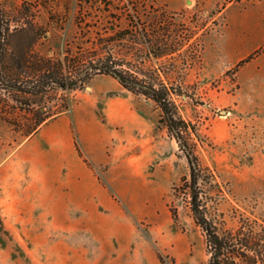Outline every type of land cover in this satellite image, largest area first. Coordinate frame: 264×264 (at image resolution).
<instances>
[{"label":"rangeland","instance_id":"374dc122","mask_svg":"<svg viewBox=\"0 0 264 264\" xmlns=\"http://www.w3.org/2000/svg\"><path fill=\"white\" fill-rule=\"evenodd\" d=\"M117 1L108 11L85 0H0V7L12 19L33 15L47 29L35 49L63 56L75 44L79 13L112 12L124 26L133 9ZM139 1L143 18L150 4L178 13L202 46L200 59L173 79H184L186 94L176 103L195 130V152L221 181L218 211L230 226L241 211L264 214V0ZM160 116L151 99L99 74L31 137L0 120V264H25L24 241L17 262L9 257L12 237L57 212L82 252L103 218L111 229L120 217L143 237L146 264H205L204 234L173 190L189 176V162Z\"/></svg>","mask_w":264,"mask_h":264},{"label":"trees","instance_id":"16d2710c","mask_svg":"<svg viewBox=\"0 0 264 264\" xmlns=\"http://www.w3.org/2000/svg\"><path fill=\"white\" fill-rule=\"evenodd\" d=\"M85 2L105 11L119 5L115 0ZM139 3L124 2V11L133 9L124 13V26H120L121 17L112 12L104 17L76 15L75 44L68 45L63 56L35 49L47 29L33 15L21 11L12 19L0 7V120L31 137L68 107L72 91L96 75L111 76L127 90L156 104L160 121L183 150L190 173L182 176L173 190L176 197L187 199L204 234L205 264H264V214L241 211L235 225L226 223L217 208L223 192L221 181L214 169L200 162L192 136L195 130L178 111L176 97L186 92L184 79L175 80L173 74L183 76L190 60L201 56L202 46L192 40L194 29L178 13L153 4L143 18ZM171 212L175 218L177 208L173 205Z\"/></svg>","mask_w":264,"mask_h":264},{"label":"crops","instance_id":"0c3cea01","mask_svg":"<svg viewBox=\"0 0 264 264\" xmlns=\"http://www.w3.org/2000/svg\"><path fill=\"white\" fill-rule=\"evenodd\" d=\"M186 1L174 6L181 7ZM103 219L100 225L104 227L93 233L86 253L81 250L79 236L65 231L66 224L70 223L62 212H57L56 216L42 217L30 231L15 234L8 250L9 257L17 262V242L24 241L25 252H30L25 255V264H146L141 234L129 231L126 220L123 227V218H113L115 224L111 229L105 227L108 220Z\"/></svg>","mask_w":264,"mask_h":264},{"label":"water","instance_id":"95a60500","mask_svg":"<svg viewBox=\"0 0 264 264\" xmlns=\"http://www.w3.org/2000/svg\"><path fill=\"white\" fill-rule=\"evenodd\" d=\"M223 112H225V110H223Z\"/></svg>","mask_w":264,"mask_h":264}]
</instances>
